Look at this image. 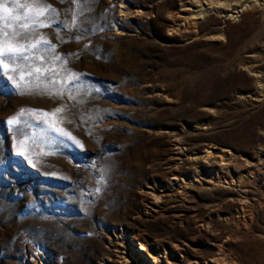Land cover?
<instances>
[{
	"label": "rangeland",
	"instance_id": "rangeland-1",
	"mask_svg": "<svg viewBox=\"0 0 264 264\" xmlns=\"http://www.w3.org/2000/svg\"><path fill=\"white\" fill-rule=\"evenodd\" d=\"M140 245L264 264V0H0V264Z\"/></svg>",
	"mask_w": 264,
	"mask_h": 264
},
{
	"label": "bare ground",
	"instance_id": "bare-ground-1",
	"mask_svg": "<svg viewBox=\"0 0 264 264\" xmlns=\"http://www.w3.org/2000/svg\"><path fill=\"white\" fill-rule=\"evenodd\" d=\"M199 14V13H198ZM197 16H199L200 17V15H197ZM221 165V164H220ZM219 165V166H220ZM221 168V167H220ZM173 178V177H172ZM176 181H178V180H176ZM209 182H210V184H211V180H209ZM176 183V182H175ZM181 183V182H180ZM213 184V183H212ZM214 185V184H213ZM182 186V185H181ZM111 242V241H110ZM113 247H114V243L113 242H111L110 243ZM111 246V247H112ZM124 247V246H123ZM121 248V247H120ZM117 250V249H116ZM120 251V250H119ZM118 251V252H119ZM137 252H139V256L142 258V260H143V263H144V261L146 262V257H148V258H150L152 261H153V263L152 264H154V263H157V260H156V258L152 255V253L148 250V249H146V248H144L142 245H140L138 248H137ZM123 253V252H122ZM124 254V253H123ZM119 260H121V262L119 261ZM119 262H113L112 264H130V262H129V259H127L126 258V256H123V257H119ZM217 261V260H216ZM211 263H212V261H210ZM216 263V262H215ZM191 264H198L196 261L195 262H193V263H191ZM217 264V263H216Z\"/></svg>",
	"mask_w": 264,
	"mask_h": 264
},
{
	"label": "snow or ice",
	"instance_id": "snow-or-ice-1",
	"mask_svg": "<svg viewBox=\"0 0 264 264\" xmlns=\"http://www.w3.org/2000/svg\"><path fill=\"white\" fill-rule=\"evenodd\" d=\"M3 12L5 13V15L6 16H10L11 15V13H10V11H9V8H7V7H4L3 8ZM17 19H19V17H16ZM5 52H17V51H20V49H11V48H9V49H5L4 50ZM5 67H7V65H5ZM37 71H39V69H37ZM45 115V117H47V114L45 113L44 114ZM56 132L57 133H59V135L63 138V137H67V133L66 132H64V131H62L61 129H59V128H57L56 129ZM99 190V189H98Z\"/></svg>",
	"mask_w": 264,
	"mask_h": 264
}]
</instances>
